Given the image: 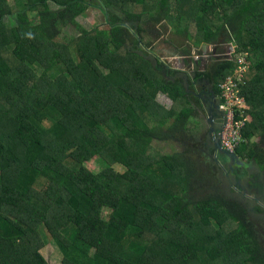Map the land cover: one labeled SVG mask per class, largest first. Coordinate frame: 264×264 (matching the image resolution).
<instances>
[{"label": "trees", "instance_id": "1", "mask_svg": "<svg viewBox=\"0 0 264 264\" xmlns=\"http://www.w3.org/2000/svg\"><path fill=\"white\" fill-rule=\"evenodd\" d=\"M23 1L27 25L0 0V264H48L49 238L60 264H264L246 209L196 198L189 157L155 150L193 131L201 102L178 70L126 48L124 27L143 40V24L164 20L197 48L232 39L247 54L250 120L235 152L264 171V0H100L109 28L90 31L76 20L87 0ZM237 66L217 63L216 95ZM92 159L100 172L85 167Z\"/></svg>", "mask_w": 264, "mask_h": 264}, {"label": "rangeland", "instance_id": "2", "mask_svg": "<svg viewBox=\"0 0 264 264\" xmlns=\"http://www.w3.org/2000/svg\"><path fill=\"white\" fill-rule=\"evenodd\" d=\"M10 2L17 12L13 17L14 24L27 25L34 20L32 14L22 9L25 7L23 0H10ZM101 3L100 0L86 1V10L76 18L82 28L89 31L109 28ZM50 6L52 10L56 9L53 4ZM125 23L124 27L131 35L126 40V48L155 64L161 62L164 65L163 69L178 70L180 74L175 75L174 78L182 77L186 87L201 102L196 116L188 122V126L190 129L193 128V131L179 132L169 141L154 142L155 150L162 154L181 153L189 157L191 165H194L192 168L197 172V175L192 177V195L198 199L207 195L218 196L223 198L224 202L230 203L229 205L237 204L238 208L244 207L247 211L246 223L255 231L257 239L264 248V171L260 170L252 160L247 161L239 155L236 156L235 151L226 150L227 152L224 153L220 150L221 147H218L219 149L216 147L212 137L211 116L213 117V105L218 101L215 99L214 85L209 75L215 70L218 62H236L241 59L235 53L236 44L232 39H225L221 43L203 44L197 48L193 43L174 35L171 27L164 20L143 24L145 36L142 40L137 34L138 25ZM77 35L78 31L73 26L68 25L64 29V36L67 38ZM98 91L105 95L110 93L108 88L102 86ZM158 101L165 107L171 105V100L164 94L158 96ZM44 123L47 126L50 124L48 121ZM224 123L223 119L220 126L223 127ZM196 128L199 130H195ZM64 158L65 156H61V159ZM84 165L93 173L102 170V166L95 159L84 162ZM115 169L119 172L125 170L121 165H116ZM103 213L107 216L108 211L105 209ZM40 253L48 264L61 263L63 252L52 238L47 240Z\"/></svg>", "mask_w": 264, "mask_h": 264}, {"label": "built area", "instance_id": "3", "mask_svg": "<svg viewBox=\"0 0 264 264\" xmlns=\"http://www.w3.org/2000/svg\"><path fill=\"white\" fill-rule=\"evenodd\" d=\"M235 53H237V50ZM237 55L241 59L236 61L238 66L234 74L229 76L221 85V94L219 96L220 104L218 106L225 120L219 138L223 148L231 152L236 151L242 142L245 141L242 135V129L245 126V121L249 119L245 115V110L249 106L246 98L241 94V85L244 84V76L249 68L247 62L248 56L247 54L243 55L239 53ZM236 112H239L244 120H237Z\"/></svg>", "mask_w": 264, "mask_h": 264}, {"label": "crops", "instance_id": "4", "mask_svg": "<svg viewBox=\"0 0 264 264\" xmlns=\"http://www.w3.org/2000/svg\"><path fill=\"white\" fill-rule=\"evenodd\" d=\"M214 106V105H213ZM213 108H215V107H213ZM213 112V117L211 116V123H212V132H215L216 130H218V129H220L221 128V126H220V124L222 125V120H223V118H222V115H221V113L220 112H218L217 111V109L215 110V109H213L212 110ZM217 113V114H216ZM220 117H219V116ZM214 118V119H213ZM219 124V125H218Z\"/></svg>", "mask_w": 264, "mask_h": 264}, {"label": "clouds", "instance_id": "5", "mask_svg": "<svg viewBox=\"0 0 264 264\" xmlns=\"http://www.w3.org/2000/svg\"><path fill=\"white\" fill-rule=\"evenodd\" d=\"M221 90V89H220ZM219 96H220V94L219 95H216V97H215V99H216V101H218V102H216V104L219 106V104H220V99H219ZM218 106H217V111L218 112H220V110H219V108H218ZM221 115H222V118H223V113L221 112ZM220 130V132H221V130H222V127L220 128V129H218V130H216L215 132H217V131H219ZM214 132V133H215ZM243 143V142H242ZM218 147H221V149L220 150H222L224 153H226L227 151L223 148V146H222V144H221V141H220V138L218 137ZM219 149V148H218ZM235 154H236V152H235Z\"/></svg>", "mask_w": 264, "mask_h": 264}, {"label": "flooded vegetation", "instance_id": "6", "mask_svg": "<svg viewBox=\"0 0 264 264\" xmlns=\"http://www.w3.org/2000/svg\"><path fill=\"white\" fill-rule=\"evenodd\" d=\"M215 97H216V95H215ZM217 104L215 103L214 104V109L216 110L217 109ZM220 136V130L219 131H217V132H212V137H213V140H215L214 142L216 143V147L218 148V144H217V142H218V137Z\"/></svg>", "mask_w": 264, "mask_h": 264}]
</instances>
